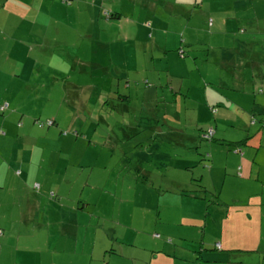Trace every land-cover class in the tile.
I'll return each instance as SVG.
<instances>
[{
	"label": "rangeland",
	"instance_id": "374dc122",
	"mask_svg": "<svg viewBox=\"0 0 264 264\" xmlns=\"http://www.w3.org/2000/svg\"><path fill=\"white\" fill-rule=\"evenodd\" d=\"M61 1L70 5L69 0ZM112 1L101 0L98 4L102 15L114 3ZM144 1L118 0L124 8L132 5L130 17L135 21L155 19L156 26L151 29L145 24L144 34L143 28L130 18L122 20L123 27L126 23L132 24L133 31L138 33L134 40L127 42L120 38L116 24L113 27L104 24L102 30L98 25L90 27L86 18L78 21L77 6L56 9L45 4V11L36 12L39 18L32 23L38 24L31 30L33 43L38 45L47 39L48 45L41 43V49L27 45L21 52L42 58L43 51L48 58L43 63L36 59L40 72L33 74L32 86H25L30 78L22 72L14 80L2 74L0 97L12 103L20 101L22 105L14 116L8 114L11 107L8 112L0 113V119L7 116L3 128L12 136L9 140H0V152L6 154V149L10 148L12 156L11 162L4 163L2 171L9 170V163L16 169L21 166L24 171L20 180L26 188L19 190L17 202L24 203L26 208L31 185L38 184L33 194L36 200L42 198L43 204L28 227L17 211L14 217H9L11 212L1 213L9 210L14 197L8 187L0 183V230L3 231L0 264H63L61 254L55 252L47 238L49 232L65 224L82 233L85 226L81 223L85 220L87 254H99L101 250L99 227L111 234L113 242L109 248L114 249H119L116 234L139 252L144 245L153 244L155 233L164 240L185 234L197 244L201 242L200 231H184V226L176 225L180 211L186 213L184 207L188 206L186 199L179 201L181 196L177 193L190 189L191 179L198 181L203 166L195 165L194 176L186 170V161L194 159V155L177 157L175 153L184 151L179 147L181 142L189 147L193 141L178 139L174 132L185 131L194 138L200 132L199 125H207L195 119H205L207 114L184 93L194 84L195 76L191 72L201 73L204 81L196 86L209 83L212 95L217 91L211 85L236 89L238 78L248 80L249 77L256 91H262L264 0H205L203 6L199 5L203 0H199L196 5H181L185 8L181 10L176 7L178 3L172 2L174 0H161L156 4V15L146 11ZM105 14L103 21L106 22L110 14ZM156 17H161L160 24ZM91 33L93 36H87ZM180 52L184 53V58L179 57ZM9 54L12 58L9 55L5 60V68L12 66L16 59ZM0 70L2 73L7 70L2 67V58ZM180 82L182 91L174 95ZM220 91L234 100L245 96ZM246 93L251 99L253 94ZM214 98L210 100L213 102ZM221 102L228 105L225 99ZM208 108L218 129L227 130L225 141L232 139L228 132L230 117L219 118L217 110L227 115L229 111L211 104ZM49 121L53 124L48 127ZM20 132H25L30 139L26 141ZM214 138L220 140L217 136ZM198 143L195 142V147ZM206 144H201L200 151L212 155L211 150L216 151L219 143L209 144L211 150L207 151ZM248 147L241 152L255 153L263 149L258 142ZM262 149L259 150L263 153ZM195 155L199 160L202 158L198 153ZM202 175L200 185L212 189L215 186L223 191L220 202L239 205V202L231 203L234 199L242 201V186L231 177H227L228 184L221 187L224 185L221 168L211 174L205 170ZM191 189L197 190L195 186ZM258 190L263 195V228H256L254 238L245 234L250 230L247 225L242 227L235 219L224 223V245L242 251L254 250L229 253L230 264H264V190ZM173 197L176 199H171ZM84 205V210H77ZM158 211L163 213L162 220L155 224ZM92 216L99 217L97 229L94 225L88 227ZM157 229H166L167 233L156 232ZM206 238L203 243L212 250L210 246L215 242L221 243V231L215 229Z\"/></svg>",
	"mask_w": 264,
	"mask_h": 264
},
{
	"label": "crops",
	"instance_id": "0c3cea01",
	"mask_svg": "<svg viewBox=\"0 0 264 264\" xmlns=\"http://www.w3.org/2000/svg\"><path fill=\"white\" fill-rule=\"evenodd\" d=\"M69 1L70 5L64 4L61 0H0V58H2L3 69H7L6 71H4V73H2L0 70V90L3 88L1 86L3 79L2 74H5L10 79L14 80L18 79L19 72H22L27 78H30V80L25 82V86H32L31 84L33 74L37 73L38 75L40 72V68L36 65V59H38L39 61L41 60V63L45 62L48 59L45 57L46 54L42 50V58L31 56L30 52H27L25 54L21 53L23 51V48L27 45L38 46L40 47V49L41 43H46L48 45L47 39H43L38 45L33 43V35L31 30L33 26L38 24L37 22L34 24L32 23L34 19L35 21H37L39 18L36 12L38 10L45 11V9H43L45 4L47 6H50L51 8L55 7L56 9L62 6H77L78 21L80 19L86 18L87 24L90 27H96L98 25L102 30V25L104 24H108V26L112 27L114 26V24H116V26H118L117 29L119 36L123 39V42L134 40L138 36V33H135L133 31L132 24L126 23L124 25V28L121 24L122 20L127 21L130 18V20H132L136 24V26H141L143 28V34L146 31L144 29L145 24L148 29L156 26L154 24L155 19L151 21H135L132 17H130V14L132 12V5H126V8H124L122 3L118 2V0L112 1L114 3L111 4L108 10H105V13H107V15L110 14V16L113 15L114 19L111 20L108 16L106 22L103 21V17L106 14L103 13L102 15V11L100 9V6L98 5L101 3V0H85L84 2H79L77 4L73 2L74 0ZM158 2H161V0H145L144 3L146 4L144 5V8L147 12L155 14L154 10L156 9V4ZM172 2L180 4H177L176 7L178 8V10H181L185 9L181 5L188 6L189 4L191 5V3L196 5L199 0H174ZM204 2L205 0L201 1L199 5L203 6ZM92 3L93 5H91ZM125 14H127L128 16H126ZM118 15L120 16L115 17ZM123 15H125L126 17H123ZM156 19L160 24L161 17H156ZM168 22L172 23V21ZM227 23L225 24V26L227 25ZM167 33L170 35L177 34L174 32ZM87 36H93V33L88 34ZM159 41L163 42V39ZM9 52L13 54L14 58L16 59L12 66L5 68L4 62L5 60L9 59ZM10 58H12L11 55ZM191 75L195 76V78L193 79L195 85H191L188 90L191 92L193 88L192 92L198 96V99L201 100L199 101V103L194 100V103L199 106V110L207 114V117L205 119L199 120L198 117H196L195 119L197 121L206 122L207 125L201 124V122L197 123H200L204 128H213L214 136H217L218 138H220V140H216L215 142L206 144L208 146L205 145V150L207 151L208 149H210L209 144L219 143L216 144L218 146V149L216 151L210 149L212 155L207 151L209 155L205 156V158L203 159L204 161L202 160L203 162H201L197 158V156L195 155L196 152H194V150L189 151L187 150V148H184V151H177L175 154L177 157H183L189 154L194 155L195 158L186 161L185 165L186 170L190 171L192 176H194L193 168L195 167V165L199 166L201 164L203 166L201 168V171L204 173L206 170L210 174L213 172L216 173L221 168L224 172V185L221 187H224L226 184H228V181L226 179L227 177H231L232 181H236L239 185L242 186V201H239V199H234L231 203L236 204V202H239V205H229L228 203L224 204V202H220L221 196H223V191L217 190L218 187L215 186L212 189L211 187L205 185L203 187L202 185H200L199 182L200 180L202 182L204 176L202 175V173L201 176L198 175L199 177L197 184L196 180L191 179L189 181L190 189H184L177 193L178 197L181 196V200L179 199V201H182V199H186L188 206L184 207L186 213L180 211L179 216L176 218L178 222L176 225L184 226L182 227L184 231H200L202 233V240L199 244L194 242L193 239H188L187 235L185 234L170 237L172 238L170 240H164L162 239V235L153 233V244L144 245L143 247H141V249H139L141 250V252H139L133 244L125 241L124 239H119L117 237L118 234H116L114 236L116 239V243L119 244V249H114L113 247H111L109 253L106 252L105 254H102V256H99V254H96L94 256L93 253L87 254L84 248L86 243L87 231V221L85 220L84 223H81L83 226H85L82 233L80 232V230H78V232L73 231L71 228H68V225L65 224L58 225L52 232H49V236L47 238L49 239L50 243H53L52 246L55 252L61 254V257L63 258V264H230L229 262L231 261L229 258V253L242 250L233 249L234 247L230 248L229 246L224 245V236L222 233L224 223L228 220L231 221V219H235L242 225V227L247 225L250 230L245 232V234L253 238L256 235V228H263V195L261 196L259 194L258 189H261V191L264 190V130L259 132L257 131V129L260 128L259 126L257 127L253 124L252 126L246 128V125L248 123L250 114H255L257 112L262 113V111L264 110V108H257L259 107L258 105L264 107V87L261 88V93H258L259 90L256 91V87L252 83L251 77H249L248 80L238 78L235 84L236 89H228L226 86L225 88H223L224 90H228L237 95H245L238 98V100H234L225 95L223 91H220L223 89L219 90L217 89V86L211 85L213 89L218 91L217 94L219 93V95L221 96L220 99L219 95H212V89H209V86L206 87L205 83L202 85V87L196 86V84H198L199 82L204 81L201 73L191 72ZM246 91H249L253 94L251 99L247 95ZM213 97L215 98L212 102L210 98ZM222 99L226 100V102L228 103L227 106L225 102H221ZM208 104H211V106L214 105L216 106V108L221 106L223 110L229 111L227 115V113H220V110H217L219 112V118H226L228 116L230 117L228 132L233 138L228 139L229 141H225L226 138H228L224 135L227 130L218 129L216 119L210 118L209 111L211 110L209 108L207 109ZM10 107L12 108V110L8 114H10V116H14V114L20 112L19 108H21L22 105L20 101H15V103H12V101H8L7 99L0 97V113H5L6 111L8 112V108ZM6 117L0 119V140H9L10 138H12V136L9 135L3 128V121L6 119ZM18 127H20V124H18ZM234 130H237V132L233 133L232 131ZM254 132L256 133L253 134ZM21 134L24 135L23 138L26 141L30 139L25 132H22ZM256 142H258L259 147H263V149L259 148L263 150V153L259 149L255 153H253V151L251 150H246L244 153L234 152L235 147L237 146L243 144L242 147H239L242 150L243 148H249L248 146H254ZM224 147L227 150H225ZM10 151L11 149L7 148L6 154L0 152V183H3L5 186H7L10 193H13L12 195L14 197V200L12 201V203L16 204L14 206L12 203H10L9 210L1 213L11 212L9 217H14L16 211L19 214L23 212L22 217L25 216L24 218H28L29 224H32L34 222V219L36 218V214L39 213V209H41L43 204L42 198L36 200L34 198L36 194H33L35 185H39H31L32 190H30L26 208L24 203L22 204L17 202L19 190L21 191L22 188H26V185H23V182L20 180V177L23 174L22 171L24 170L21 166L16 169V166L9 163V165H7L9 167V170L5 169L2 171L4 163L8 161L11 162L12 160ZM231 153L234 156H232ZM259 156L262 157L259 159ZM229 157H232V159L229 160ZM182 160L185 161L184 159ZM207 164L210 165L209 169H207ZM229 165H232L233 167L230 168ZM30 169L31 168H29L28 170ZM194 184L200 186V188H203L202 190H204V192L194 193V191L191 189V187H194ZM209 190H213V192L210 193ZM186 191H192V193L187 194ZM171 199L174 200L176 198L173 197ZM206 199H209V201H207ZM85 208L86 207L84 205L81 208L78 207L77 210H84ZM181 210L183 209L181 208ZM162 214V211L157 212L155 224H158L162 220ZM93 217L95 216H92L90 218V221H92ZM256 219L258 221H256ZM169 222L173 224L171 220H169ZM217 222H219V225L217 224ZM91 224L94 225V227L96 225V223L93 222L89 223L88 227H92ZM164 226H167V224H163V227ZM4 228L6 229V231H8L7 226H4ZM215 229H219L221 231L222 240L221 243L215 242L213 246H210V248L212 247V250H209V246L206 243H203V240L206 241V237L209 236L210 232ZM0 231V236H2L3 231ZM157 231L162 234L167 233L166 229H157L156 232ZM168 232L171 234V231L168 230ZM103 235L104 234L99 235L101 242L104 241ZM125 235L130 236L131 234ZM4 237L5 236H3V238ZM79 238H81L83 242L80 241ZM74 239H77L76 243L79 242L78 245L73 243ZM214 250L221 253L224 252V254L218 255L217 253L213 252ZM247 251L254 250L247 249ZM72 257L79 258L73 259ZM103 259L106 260V262L104 261L105 263L102 262Z\"/></svg>",
	"mask_w": 264,
	"mask_h": 264
},
{
	"label": "trees",
	"instance_id": "16d2710c",
	"mask_svg": "<svg viewBox=\"0 0 264 264\" xmlns=\"http://www.w3.org/2000/svg\"><path fill=\"white\" fill-rule=\"evenodd\" d=\"M68 1V0H67ZM120 15H118V16H115V17H119ZM109 19H111V20H114L113 19V15L112 16H109ZM178 49H181V48H178ZM183 55H184V53H183ZM183 55H181V52L179 53V57L180 58H184V56ZM226 60H228V57H224ZM198 69V68H197ZM221 85H222V83L221 82H219ZM206 85V87H208V86H210V84L209 83H207V84H205ZM215 86H217V85H215ZM182 85H181V82H180V84H179V90L178 91H176V92H174V95L176 94V95H179L180 94V92L182 91ZM187 89V88H186ZM217 89H223V87H218L217 86ZM218 92V91H217ZM216 92V93H217ZM258 93H261V92H258ZM184 96L186 97V98H188V99H190L191 101H196L197 103H199V101H201L200 99H198V96L196 95V94H194L192 91L190 92L188 89L185 91V93H184ZM191 96V97H190ZM123 97V96H122ZM259 107H257V108H259V109H263L264 107L262 106H260V105H258ZM262 119H264V110L262 111V113L261 112H257V113H255V114H250V116H249V119H248V123H247V125H246V128L247 127H249V126H252L253 124L254 125H256L257 127L259 126L260 128L259 129H257V131H259V132H261V131H263L264 130V121L262 120ZM53 124V123H52ZM51 124V125H52ZM48 127L50 126V125H47ZM200 127H199V130H200V132L198 133V137L197 136H194V138H192V136H187V134L185 133V131H180V130H175V132H174V136H176L178 139H183V138H190V140H192L193 141V145L192 146H189V147H187V144H185L184 142H181L180 144H179V147H183L182 149H184V148H187V150H189V151H192V150H194V152H196V153H198V156H202V158L200 159V161L201 162H203L204 160V158H205V156H208L209 154L207 153V152H205V151H200V146H201V144L202 143H211V142H215L216 141V139L214 138V129L213 128H211V127H206V128H204V127H202V125H199ZM198 127V126H197ZM245 130V129H244ZM196 141H199V143H198V145L195 147V142ZM243 145V144H242ZM242 145H240V146H237V147H235V150H234V152L235 153H240L241 152V149L239 148V147H242ZM203 160V161H202ZM199 161V162H200ZM196 182H198V181H196ZM194 186H195V188L197 189V190H194V192H204V190H202L203 188H200V186H197V185H195L194 184ZM184 192V191H183ZM186 193L187 194H189V193H192V191H186ZM21 215H23V212L22 213H20ZM25 216H23L22 217V221H23V223H25V225L26 226H28L29 225V221H28V218H24ZM97 219H99V217H97V216H95V217H93V219H92V221H90V223H93V221L94 220H96L94 223H96V225H95V228L97 229L98 228V223H97ZM92 225V224H91ZM90 225V226H91ZM29 227V226H28ZM104 227H99L98 229H97V234L99 235L101 232H102V234H104L103 236H104V238L106 239V237L105 236H107V241L106 240H104V241H102V247H101V250H100V252H99V256L101 255L102 256V254H105L106 252H110V250H111V248H109L110 246H112V242L113 241H111L110 239H111V234L110 233H108V232H106V230H104L103 229ZM104 230V231H103ZM101 234V235H102ZM0 235H1V231H0ZM80 239V241H82L83 242V240H81V238H79ZM76 240L77 239H74L73 240V243H75L76 245H78L79 244V242L78 243H76ZM84 248H85V250H86V243H85V246H84ZM85 250H84V252H85ZM235 252H249V253H252L253 251H235ZM96 254H98V253H96ZM96 254H94V255H96ZM73 258V257H72ZM79 257H75V258H73V259H78ZM106 262V260L105 259H103L102 260V262ZM104 262V263H105Z\"/></svg>",
	"mask_w": 264,
	"mask_h": 264
},
{
	"label": "built area",
	"instance_id": "2783aa9c",
	"mask_svg": "<svg viewBox=\"0 0 264 264\" xmlns=\"http://www.w3.org/2000/svg\"><path fill=\"white\" fill-rule=\"evenodd\" d=\"M51 124H52V122H51V121H49L47 125H51Z\"/></svg>",
	"mask_w": 264,
	"mask_h": 264
},
{
	"label": "clouds",
	"instance_id": "9594fccd",
	"mask_svg": "<svg viewBox=\"0 0 264 264\" xmlns=\"http://www.w3.org/2000/svg\"><path fill=\"white\" fill-rule=\"evenodd\" d=\"M53 123V122H52ZM158 237V236H157Z\"/></svg>",
	"mask_w": 264,
	"mask_h": 264
}]
</instances>
